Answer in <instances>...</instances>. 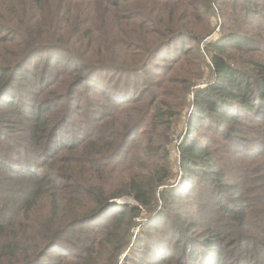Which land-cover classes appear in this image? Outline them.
Instances as JSON below:
<instances>
[{"label":"trees","instance_id":"1","mask_svg":"<svg viewBox=\"0 0 264 264\" xmlns=\"http://www.w3.org/2000/svg\"><path fill=\"white\" fill-rule=\"evenodd\" d=\"M127 249L264 264V0H0V264Z\"/></svg>","mask_w":264,"mask_h":264},{"label":"rangeland","instance_id":"2","mask_svg":"<svg viewBox=\"0 0 264 264\" xmlns=\"http://www.w3.org/2000/svg\"><path fill=\"white\" fill-rule=\"evenodd\" d=\"M221 6L215 4L212 5V12H211V19L215 28V32L209 36L207 39L209 40H217L220 37V34L222 33L223 30V16H222V11H221ZM206 39V40H207ZM201 50H202V46H201ZM203 55L206 58V61L209 62V57L207 56V52L202 51ZM212 78V73L211 70L206 71L204 78L200 81V83L208 81L209 79ZM190 109L185 111L184 117L182 119H180L179 121V125H178V130L176 131V133H174L171 137V145H170V162L171 165L173 167L174 172L176 173V175L179 172L180 169V158L177 151V146H179V144L182 142L183 138L185 137V134H183L182 129L184 127V124L187 122V120L190 117ZM125 202L127 203H131L134 204V202L128 198L125 200ZM146 218H144V222H145ZM141 221V220H140ZM140 221L138 220L139 224ZM139 231V226L136 225L135 229L131 228V233H132V242H133V238L135 239V234ZM130 246H132V243L130 244ZM129 252V250H128ZM127 252V253H128ZM126 253V255H127ZM118 264H123L122 261H120V263Z\"/></svg>","mask_w":264,"mask_h":264},{"label":"built area","instance_id":"3","mask_svg":"<svg viewBox=\"0 0 264 264\" xmlns=\"http://www.w3.org/2000/svg\"><path fill=\"white\" fill-rule=\"evenodd\" d=\"M178 155V154H177ZM135 229V228H134ZM128 252V249H127V251L124 253V254H122L121 256H120V260L122 261L123 260V258L126 256V253Z\"/></svg>","mask_w":264,"mask_h":264}]
</instances>
